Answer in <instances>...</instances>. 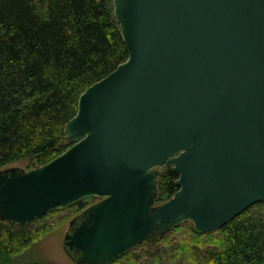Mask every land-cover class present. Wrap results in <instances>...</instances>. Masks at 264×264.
<instances>
[{"label": "water", "instance_id": "95a60500", "mask_svg": "<svg viewBox=\"0 0 264 264\" xmlns=\"http://www.w3.org/2000/svg\"><path fill=\"white\" fill-rule=\"evenodd\" d=\"M129 56L87 87L72 144L29 170L0 169V219L59 208L77 264H109L191 221L222 228L264 203V0H113ZM178 190L155 204L160 166Z\"/></svg>", "mask_w": 264, "mask_h": 264}, {"label": "trees", "instance_id": "16d2710c", "mask_svg": "<svg viewBox=\"0 0 264 264\" xmlns=\"http://www.w3.org/2000/svg\"><path fill=\"white\" fill-rule=\"evenodd\" d=\"M128 56L113 0H0V169L39 167L70 147L64 126L80 95ZM178 177L165 166L156 205L178 190ZM84 204L24 224L0 219V264H52L35 248L53 228L49 215L65 212L61 222ZM166 263L264 264V203L211 232L183 222L109 264Z\"/></svg>", "mask_w": 264, "mask_h": 264}, {"label": "rangeland", "instance_id": "374dc122", "mask_svg": "<svg viewBox=\"0 0 264 264\" xmlns=\"http://www.w3.org/2000/svg\"><path fill=\"white\" fill-rule=\"evenodd\" d=\"M17 166L22 169H27V162L25 160L18 161L8 165ZM165 166H160L157 168L160 173L164 172ZM89 207V204L81 205V207L76 210V212L71 215L68 219L61 221L65 212H57L49 215L48 219L53 228L49 232H44L37 240L38 245H36V251H39L43 260L50 262L52 264H77L76 259L72 253H69L64 245V239L69 231V224L73 217L80 213L83 209ZM32 255V254H31ZM183 261V260H182ZM168 264V263H166Z\"/></svg>", "mask_w": 264, "mask_h": 264}, {"label": "flooded vegetation", "instance_id": "af4514ba", "mask_svg": "<svg viewBox=\"0 0 264 264\" xmlns=\"http://www.w3.org/2000/svg\"><path fill=\"white\" fill-rule=\"evenodd\" d=\"M89 206H90V204H89ZM88 208V207H87ZM86 209V208H85ZM85 209H83L80 213H78V214H76L74 217H76V218H78L79 219V217L78 216H81V213L85 210Z\"/></svg>", "mask_w": 264, "mask_h": 264}]
</instances>
